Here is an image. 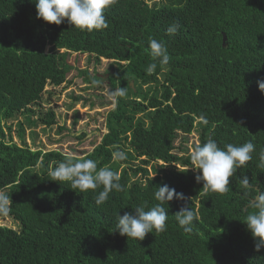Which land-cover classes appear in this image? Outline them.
Listing matches in <instances>:
<instances>
[{
    "label": "trees",
    "instance_id": "trees-1",
    "mask_svg": "<svg viewBox=\"0 0 264 264\" xmlns=\"http://www.w3.org/2000/svg\"><path fill=\"white\" fill-rule=\"evenodd\" d=\"M104 14L108 27L87 31L67 20L59 26L38 20L31 0H0V188L12 199L9 215L0 220L9 217L17 226L0 224V264H264V249L255 250L244 224L256 211L249 200L257 188L264 191V169L258 167L264 93L257 85L264 80V0H111ZM173 22L181 27L169 35ZM151 38L165 43L170 60L149 74ZM59 49L87 54L97 64L113 60L110 90L127 86L107 114L108 132L84 157L33 149L26 139L25 125L58 124L55 110L46 111L43 103L54 95L47 87L72 83L74 67ZM80 73L91 86L93 79L103 80ZM194 132L193 149L208 139L222 149L255 145L228 192L205 193L203 182L195 181L185 143ZM31 137L35 143V131ZM115 146L126 160L112 159ZM69 157L118 172L123 190L98 206L102 186L76 193L69 182H53L50 171ZM243 175L252 190L241 187ZM165 183L187 198L163 204L165 231L140 242L115 232L119 213L141 205L149 210L159 203L156 186ZM185 204L196 216L190 233L175 217Z\"/></svg>",
    "mask_w": 264,
    "mask_h": 264
},
{
    "label": "clouds",
    "instance_id": "clouds-1",
    "mask_svg": "<svg viewBox=\"0 0 264 264\" xmlns=\"http://www.w3.org/2000/svg\"><path fill=\"white\" fill-rule=\"evenodd\" d=\"M35 4L38 20H42L48 25H61L65 20L80 30H100L108 27L105 17V9L109 6L111 0H31ZM178 22H173L168 28L169 35H175L180 28ZM150 55L153 63L149 64L146 71L153 73L158 64L167 65L170 60L167 47L164 42L151 38L149 41ZM99 79H93V85H99ZM258 89L264 93V80L257 81ZM127 92V86L117 87L109 90L108 99L115 102L117 98L124 97ZM204 124L207 120L200 118ZM255 145L252 142H246L243 145L236 146L226 144L224 149L220 148L213 139H208L202 146L197 145L191 152L190 160L193 169L197 170L195 176L197 183L203 182L202 190L213 193H226L230 190V179L236 174L238 169L244 168L252 160V153ZM114 161H124L127 159L125 151L115 146L112 152ZM259 168L264 169V149L260 151ZM49 175L52 181L69 182L70 189L77 193L96 190L102 186V191L95 197L96 205L105 203L109 194L113 191H122L120 176L118 172L108 167L98 169L97 163L92 159L73 160L69 157L64 162H59L56 167L50 171ZM240 185L246 191L252 190V182L247 176L238 177ZM154 193L155 199L159 201L156 205L146 210L144 205L137 206L133 212H125L123 215H117V231L120 236L143 241L148 234L153 231L161 233L166 230V221L168 212L163 207L165 202H171L174 199L184 201L187 198L183 193H178L168 184L156 186ZM257 195L250 199L248 207L256 209L249 213L244 224L247 231L251 234L255 250L259 252L264 249V191L256 189ZM12 203L11 196L0 188V215H9ZM176 220L184 232L193 231V221L196 219L195 213L189 204H185L175 214Z\"/></svg>",
    "mask_w": 264,
    "mask_h": 264
},
{
    "label": "rangeland",
    "instance_id": "rangeland-1",
    "mask_svg": "<svg viewBox=\"0 0 264 264\" xmlns=\"http://www.w3.org/2000/svg\"><path fill=\"white\" fill-rule=\"evenodd\" d=\"M49 49L50 47L47 48V51ZM66 53L69 55L66 57L65 62L74 67L68 76L72 83L69 86L63 84L57 88L47 87L49 90L54 89V95L51 97V101H44L43 103L46 111L51 108L55 110L58 124L53 127L39 124L32 129L25 125L26 139L33 149L59 150L84 157L85 153L93 151L101 142L103 135L108 132L106 128L107 114L116 106V102L114 105L113 101L108 99L107 93L110 90L108 77L110 66L115 62L102 59L101 63L97 64L87 54H77L66 49L58 50L60 56ZM82 70L88 71L90 75L97 74L103 79L97 85L100 86L99 89L96 88L97 86H91L90 83L85 81L86 76L80 73ZM74 97H79L80 100L75 101ZM34 118H37V115ZM20 119L24 120V117ZM60 127L65 129L59 131ZM31 131L36 132L35 143H33ZM82 133L87 134L85 138L78 139L75 137ZM13 136L15 142L19 143L20 140L15 132ZM180 140H182L181 137L177 141V145L181 143ZM185 143H187L191 153L193 144L198 143V134L196 132L192 133ZM138 163L139 161L135 162V165H138ZM0 224L13 228L17 227L9 217L1 219Z\"/></svg>",
    "mask_w": 264,
    "mask_h": 264
},
{
    "label": "water",
    "instance_id": "water-1",
    "mask_svg": "<svg viewBox=\"0 0 264 264\" xmlns=\"http://www.w3.org/2000/svg\"><path fill=\"white\" fill-rule=\"evenodd\" d=\"M226 41H227V36L224 35V42L226 43ZM225 43H224V45H225ZM132 85H133V83H132Z\"/></svg>",
    "mask_w": 264,
    "mask_h": 264
}]
</instances>
